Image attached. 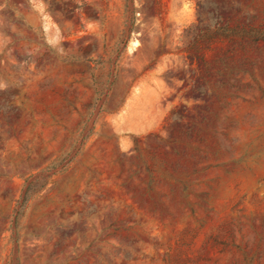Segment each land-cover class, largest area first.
Masks as SVG:
<instances>
[{
    "label": "rangeland",
    "instance_id": "374dc122",
    "mask_svg": "<svg viewBox=\"0 0 264 264\" xmlns=\"http://www.w3.org/2000/svg\"><path fill=\"white\" fill-rule=\"evenodd\" d=\"M0 264H264V0H0Z\"/></svg>",
    "mask_w": 264,
    "mask_h": 264
}]
</instances>
